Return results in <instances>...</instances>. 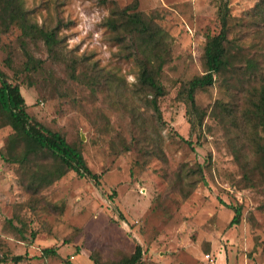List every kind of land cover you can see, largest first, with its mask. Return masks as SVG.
<instances>
[{"label":"rangeland","instance_id":"obj_1","mask_svg":"<svg viewBox=\"0 0 264 264\" xmlns=\"http://www.w3.org/2000/svg\"><path fill=\"white\" fill-rule=\"evenodd\" d=\"M114 1L121 7L133 2ZM137 1L140 11L158 13L170 42L161 79L167 94L159 100L165 124L148 117L158 127L163 158H143L132 140L126 96L138 67L119 55L103 24L112 4L24 0L34 23L49 28L63 21L62 53L83 62L81 68L29 43L42 66L25 76L20 29L0 33V68L11 78L21 70L29 114L79 147L101 182L98 186L69 171L32 197L24 186L27 175L3 157L13 132L0 129V255L7 259L0 264H95L94 254L116 264L137 245L143 264H264V187H244L229 139L216 120L207 117L203 131L191 133L187 107L177 98L178 81L204 72L205 36L215 27L218 0ZM257 2L230 0L231 13L243 17ZM84 65L116 73L124 85L97 88L82 80ZM225 98L219 86L197 94L198 104L208 110ZM198 165L205 180L199 182L196 175L198 184L185 198L179 190L184 171ZM235 208L241 209L240 223L231 225ZM47 248L58 255L44 257ZM15 256L29 258L15 263Z\"/></svg>","mask_w":264,"mask_h":264},{"label":"trees","instance_id":"obj_2","mask_svg":"<svg viewBox=\"0 0 264 264\" xmlns=\"http://www.w3.org/2000/svg\"><path fill=\"white\" fill-rule=\"evenodd\" d=\"M98 1L112 4L110 15L103 24L110 32L109 38L120 48L119 55L133 59L138 67L136 82L129 91L130 96H126L132 140L143 158H163L158 127L151 125L148 117L151 114L155 124H165L159 100L167 94L161 79L163 69L170 61L168 34L157 22L158 13L140 11L137 0L124 7L114 0ZM229 2L218 0L215 27L206 33L202 55L204 72L189 80L178 81L177 98L187 107L192 134L203 131L207 117L219 123L229 139L232 155L242 176L241 182L245 188L254 189L264 187V0H258L243 17L232 15ZM61 26H64L61 20L55 27L49 28L31 21L24 0H0V33L6 34L12 27L20 29V42L26 57L22 71L25 76L37 72L42 66V61L36 60L30 52L29 43L43 45L52 58L68 66L78 64L81 68L83 62L62 53ZM248 39L253 41L247 44ZM7 60L8 66L12 67L13 59ZM20 72L18 70L11 78L0 68V129L9 127L13 132L7 144V155L3 156L5 160L18 165L23 175H27L24 186L32 197L69 171L99 186L100 176L88 167L81 149L69 143L61 132L29 114ZM75 72L76 68H73V74ZM82 73V80L97 88L115 85L119 90L124 85L116 73L97 69L96 66L84 65ZM216 86L226 98L216 100L209 112L198 104L197 94ZM196 175L199 182L205 180L202 166L184 171L186 180L179 190L185 198L198 184ZM234 210L236 215L231 225L240 223L241 209ZM57 255L56 249L43 250L44 257ZM28 258L15 256L11 261L20 263ZM6 260L0 255V263ZM92 260L95 264H107L95 254ZM116 264H143L141 245Z\"/></svg>","mask_w":264,"mask_h":264}]
</instances>
